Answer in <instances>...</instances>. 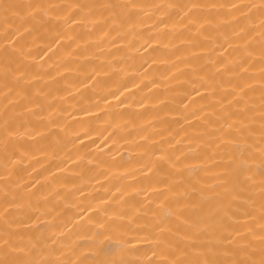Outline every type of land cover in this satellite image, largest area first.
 <instances>
[{
    "label": "bare ground",
    "instance_id": "6f19581e",
    "mask_svg": "<svg viewBox=\"0 0 264 264\" xmlns=\"http://www.w3.org/2000/svg\"><path fill=\"white\" fill-rule=\"evenodd\" d=\"M0 264H264V0H0Z\"/></svg>",
    "mask_w": 264,
    "mask_h": 264
}]
</instances>
